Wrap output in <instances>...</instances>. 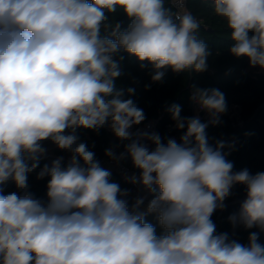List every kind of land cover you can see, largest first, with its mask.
Masks as SVG:
<instances>
[{
	"label": "clouds",
	"instance_id": "obj_1",
	"mask_svg": "<svg viewBox=\"0 0 264 264\" xmlns=\"http://www.w3.org/2000/svg\"><path fill=\"white\" fill-rule=\"evenodd\" d=\"M211 6L230 33V53L264 71V0ZM118 11L126 28L111 18ZM199 29L184 0H0V264H264L258 232L244 245L212 219L243 185L246 198L228 219L264 232V171H234V144H213L207 133L227 111L224 93L193 87L206 122L182 116L178 104L167 109L178 141L134 132L145 113L134 88L116 85L121 53L150 65L152 82L168 69L204 72L210 53ZM105 126L120 142L105 155L130 159L138 174L125 179L152 197L146 206L145 196L130 202L80 141L79 130ZM45 142L67 162L41 167ZM33 173L48 178L44 199L30 191ZM9 182L15 191H6Z\"/></svg>",
	"mask_w": 264,
	"mask_h": 264
},
{
	"label": "trees",
	"instance_id": "obj_2",
	"mask_svg": "<svg viewBox=\"0 0 264 264\" xmlns=\"http://www.w3.org/2000/svg\"><path fill=\"white\" fill-rule=\"evenodd\" d=\"M186 8L200 21L197 36L207 44L210 53L207 58V69L204 72L185 71L182 73H174L168 69L161 82H152L153 70L150 65L141 68L136 57L121 53L124 57L121 63L123 75L117 79L116 85L118 88L132 87L135 89V94L131 98L138 107L143 109L146 116L141 124L156 120L157 133L162 138L172 137L165 130V125H174L171 115L167 111L172 104L181 106L182 116L194 117L193 101L190 100L193 87L219 89L224 93L227 105L237 103L241 106L240 115L244 124L241 127H232L228 117L222 114L221 123L216 126L210 125L207 129L210 142L214 144L218 140H223L234 144V150L227 157L234 163V171L245 168L252 174L264 171V71L250 67L247 58H237L230 53L229 49L232 46V41L229 38L230 33L224 21L214 14L211 0H208L207 3L204 0H186ZM111 18L121 22L123 28H126L130 23L120 11L113 14ZM146 85L149 87L146 88ZM201 120L206 122L205 119ZM176 134L175 138L179 141L182 132L177 130ZM78 135L80 141L85 142L95 152L98 161L103 158L109 159L105 155V150L120 143L112 133L104 128L100 129L98 133L81 129L78 131ZM45 147L47 153L52 155V159L63 156L65 163L67 162L68 153L58 150L50 142H45ZM115 150L119 154L123 151V146L121 145ZM47 161L48 156L46 155L41 161V167ZM121 161L138 173V170L132 167L130 159L125 158ZM109 171L111 172V181L118 183L122 189H128L127 199L130 202L134 200L135 197L132 193L134 185L128 183L126 177ZM47 181V177L37 180L36 174H31L29 176L30 191L37 198H46ZM15 190L14 184L9 182L6 191ZM151 198L150 196L149 199ZM245 198L244 186H235L232 195L225 200L224 210H217L212 219L217 226V231L228 233L229 239L247 245L250 233L258 232L259 243L264 245V232H260L257 228L233 227L228 219L230 215L239 210L240 203ZM146 221L156 224L153 215L146 216Z\"/></svg>",
	"mask_w": 264,
	"mask_h": 264
},
{
	"label": "built area",
	"instance_id": "obj_3",
	"mask_svg": "<svg viewBox=\"0 0 264 264\" xmlns=\"http://www.w3.org/2000/svg\"><path fill=\"white\" fill-rule=\"evenodd\" d=\"M184 6H185V10H187L186 8V0H184ZM176 9L174 8V11ZM240 111H241V106L237 103H232L227 105V111L226 113H224L229 121H230V125L232 127H241L244 124V121L240 115ZM193 113L195 116H199L201 119H205L206 121L208 120V116L207 114L202 111L199 106L197 104H195L193 102ZM140 129V130H144V131H148V132H157L156 129V120H150L145 122L144 124H140L139 126L133 128V131L135 132L136 130ZM104 129L108 132L111 133V131L109 130V128L107 126L104 127ZM165 130L170 133L172 135L173 138L177 137L176 134V128L174 127V125L171 124H167L165 125ZM100 164L102 167H105L111 171L116 172L117 174H120L124 177H128L131 176L133 174H138L136 172H134L131 168H129L124 162L122 161H113L111 159H100L99 160ZM132 193L134 195V197H138V196H145L147 197L145 199V206L148 202L150 195H148L147 193L143 192V190H141L138 186L134 185V189L132 190Z\"/></svg>",
	"mask_w": 264,
	"mask_h": 264
},
{
	"label": "rangeland",
	"instance_id": "obj_4",
	"mask_svg": "<svg viewBox=\"0 0 264 264\" xmlns=\"http://www.w3.org/2000/svg\"><path fill=\"white\" fill-rule=\"evenodd\" d=\"M46 155L48 156V161L49 160H53L51 157H52V155L50 154V153H46ZM48 161H47V163H48Z\"/></svg>",
	"mask_w": 264,
	"mask_h": 264
},
{
	"label": "water",
	"instance_id": "obj_5",
	"mask_svg": "<svg viewBox=\"0 0 264 264\" xmlns=\"http://www.w3.org/2000/svg\"><path fill=\"white\" fill-rule=\"evenodd\" d=\"M52 160H49L48 163L50 164Z\"/></svg>",
	"mask_w": 264,
	"mask_h": 264
}]
</instances>
